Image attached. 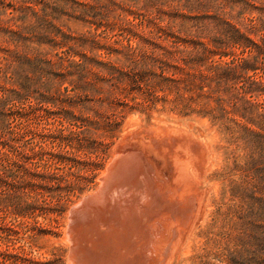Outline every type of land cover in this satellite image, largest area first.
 I'll return each mask as SVG.
<instances>
[{
	"label": "rangeland",
	"instance_id": "1",
	"mask_svg": "<svg viewBox=\"0 0 264 264\" xmlns=\"http://www.w3.org/2000/svg\"><path fill=\"white\" fill-rule=\"evenodd\" d=\"M262 21L264 0H0V264H73L92 248L74 214L127 134L164 124L197 137L206 160L176 264H264V92L212 70L252 58L234 32L258 40ZM158 27L213 52L179 42L162 58ZM256 59L247 74L264 81Z\"/></svg>",
	"mask_w": 264,
	"mask_h": 264
},
{
	"label": "bare ground",
	"instance_id": "2",
	"mask_svg": "<svg viewBox=\"0 0 264 264\" xmlns=\"http://www.w3.org/2000/svg\"><path fill=\"white\" fill-rule=\"evenodd\" d=\"M184 130L164 124L127 134L133 144L121 143L103 187L74 214L71 233L92 248L80 244L73 264H176L200 217L206 162L200 141Z\"/></svg>",
	"mask_w": 264,
	"mask_h": 264
},
{
	"label": "trees",
	"instance_id": "3",
	"mask_svg": "<svg viewBox=\"0 0 264 264\" xmlns=\"http://www.w3.org/2000/svg\"><path fill=\"white\" fill-rule=\"evenodd\" d=\"M245 3L248 4V2H245ZM225 23H227V22H225ZM227 24H228V26H230L229 23H227ZM260 24H261V26H260L261 29H264L263 21L260 22ZM167 26H173V25H166L165 27H167ZM230 27H232V26H230ZM251 28L254 30L256 28V25H252ZM165 29H166V31L164 30V28L158 27L157 33H159V34L153 35L154 37H152V38L154 40L151 39V41H150V44H151L150 48L151 49L154 47V48L162 50V54L160 56L162 58L166 57L172 51L178 52L179 55H182L186 49L179 48L178 47L179 42L189 43L192 45L195 44V47L193 46V49H189L190 55L193 54L195 51H199L200 48H202L204 50V52H206V51L213 52V49L211 50V48L208 45H204L198 39L197 40H194V39L190 40L188 38V36L182 37L181 34L178 35V34L172 33L173 31L169 28H165ZM177 33H180V32H177ZM149 34H152V33H149ZM170 34H172V35H170ZM168 36L173 38L171 46H165V44L163 45V42L167 39ZM234 37H235L234 43L240 45V48L243 49L242 53L247 52V53L251 54L250 57H252V58H246V57L241 56V57H238V59H235V61H233V62L230 61V62H224L223 64L213 65L212 70H215V72H217V70H219L220 68H222L221 66H223V69L226 73H230V74L238 75V76L243 75L242 77H245L249 81V82L247 81V83L245 85H242L244 88L247 86L251 89V91L264 92V81L261 79L251 78V76L249 74H247V71L251 69V63L254 64V62H252V61H256L257 60L256 58L259 55L264 54V34L262 36H260L258 40H253L250 37H247V36L239 33L238 30H236L234 32ZM158 41H160V42H158ZM139 53H140L141 57L144 58L143 57L144 55L140 51H139ZM254 53H255V55H253ZM152 55H153V53H151V55H149V56H152ZM204 58L207 59L209 57L207 54H205ZM234 62H236V64L234 66H231V64H233ZM210 69H211V66H210ZM261 69H264V63L262 64ZM262 116L264 117V112L262 113Z\"/></svg>",
	"mask_w": 264,
	"mask_h": 264
}]
</instances>
